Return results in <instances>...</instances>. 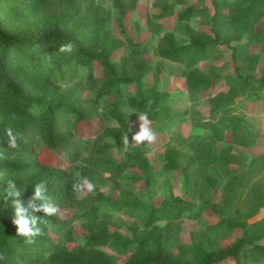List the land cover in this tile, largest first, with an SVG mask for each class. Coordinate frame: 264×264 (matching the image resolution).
<instances>
[{
  "label": "trees",
  "instance_id": "obj_1",
  "mask_svg": "<svg viewBox=\"0 0 264 264\" xmlns=\"http://www.w3.org/2000/svg\"><path fill=\"white\" fill-rule=\"evenodd\" d=\"M53 1L59 3L60 9H50L49 3ZM158 1L159 13L155 16L158 20L174 15L179 23H186L193 18L208 20V36L202 33L196 35L186 27L184 35L189 39L187 44L179 46L174 37L167 34L161 38L156 49L159 58L185 65L183 77L190 93L197 94L211 84V78L201 74L196 65L208 60L219 45L225 44L230 49L234 70L239 76L240 65L252 58L249 55L250 44L256 40L264 43V27L260 31L256 30V25L264 20V0H235L230 3L226 0H210L212 15L206 9L193 5L182 6L176 13L174 4ZM136 2L113 0L119 18L134 11ZM42 7L46 15L43 23L36 17L37 9ZM0 10L5 11L0 18V264H118L102 248L128 254L124 264H223L228 260L243 264L251 257L264 258V247L258 244L264 234V220L252 225L246 222L264 207V195L259 198L256 188H253L252 210L241 212L242 208L246 210L250 202L248 197L245 204L235 209L246 220L224 218L219 205L210 203L211 210L220 215L218 225L230 231H242L240 238H236L231 245L216 250H207L202 242L181 245L176 254L167 247L170 228L178 224L185 213L189 215L194 211L189 202L179 198L159 205L136 204L133 212L128 210L131 216L137 211L142 226H130V238L125 240L110 232V218L107 214H100L97 207H91L83 214L88 235L82 244L72 249L66 247V243L74 241L70 224L78 220L79 216L58 222L55 214L46 216L42 211H37L33 214L39 218L37 226L41 230L40 234L32 238V243L18 235L13 224L15 208L12 201L15 198L7 197L9 180L16 183L21 193V205L28 212H32L28 200L34 195L38 183L45 184L44 195L58 209L63 206L74 207L77 191L72 189L73 186L85 179L92 183L101 173L119 178L126 170L136 169L142 176L131 180L144 181L147 188L151 187L155 182L152 167L144 152L131 144L130 130L141 114H146L150 122L164 120L166 109L163 94L143 84V79L151 72L148 61L138 60L134 72L129 74L124 61L121 65L111 61L118 45L110 42L106 30H102L91 42L87 34L89 29L83 24L88 19H95L93 24H103L99 20L94 0H0ZM227 26L232 27L235 33L231 38L223 39L222 33ZM66 45H71V50L61 51ZM72 62L85 67L90 75L93 64L100 65L104 94H98V97L111 98L106 103L105 112L100 115V121L103 124L104 121L115 123L112 127L102 125L95 136L78 140L69 136L61 120L67 116L80 120L85 117L71 102L60 98L50 82L53 71ZM262 69V76L258 79L260 82L264 80V66ZM251 81L241 79L239 89L244 91ZM131 86L135 87V93L125 99L126 90L122 87ZM238 95L214 97L209 116L213 118L231 106ZM37 102L42 103L43 112L35 117L31 109ZM124 108L130 109L131 114L127 115ZM9 127L16 136L18 147L15 149L8 146L6 129ZM231 132L252 135L246 126L239 123L233 124ZM125 136L128 137L127 144L124 143ZM37 139H40L43 147L61 151L80 180L69 182L70 175L66 171L42 165L33 150ZM116 148L123 151L119 163L109 157ZM231 150V146L217 148L200 144L192 148V155L187 157L174 146H167L163 168L167 171L181 170L180 160L186 157L182 172L185 185H190V178H197L198 173L213 166L238 164L236 158L228 156ZM263 161L264 156H258L251 163ZM194 167L198 170L189 174L188 171ZM207 181L214 183L215 179L208 178ZM227 190V186L222 188L223 197ZM95 200L102 201V195H98ZM35 203L39 207L42 201L37 200ZM126 205L129 209V204ZM200 215L201 210L195 211L191 219L196 220ZM48 223L53 227V234L61 236L62 241H54L49 237ZM160 223L165 225L160 226ZM247 245L250 248H246Z\"/></svg>",
  "mask_w": 264,
  "mask_h": 264
},
{
  "label": "rangeland",
  "instance_id": "obj_2",
  "mask_svg": "<svg viewBox=\"0 0 264 264\" xmlns=\"http://www.w3.org/2000/svg\"><path fill=\"white\" fill-rule=\"evenodd\" d=\"M129 1L125 0L127 3ZM226 1L230 3L235 0ZM165 3L174 4L176 13L182 6L193 5L206 9L209 15L213 14L210 0H165ZM159 4L158 0H137L134 11L120 19L113 0H94L99 20L103 22L102 26L93 24L95 19H88L86 24L81 23L89 29L87 34L92 43L102 30L108 32L110 42L118 45L117 50L112 54L111 61L118 65L124 61L129 74L134 72L138 60L148 61L151 72L145 76L143 84L148 89H154L163 94L166 110L164 120L150 122L148 125L155 134L154 141L137 144L132 139L140 132V119L132 124L130 130L131 144L144 152L152 167L155 177L154 184L147 188L144 181L133 182L131 180L133 177L141 178L142 176L136 169L126 170L119 178H112L108 174L101 173L92 182L94 185L92 191H88L86 187L83 188L77 192L74 207L63 206L55 214L58 222L69 221L74 216H79L78 220H73L70 224L74 241L66 243L68 249L82 244L88 235L87 223L83 214L91 207H97L100 214H107L111 220L110 232L125 240L130 238V226H142L137 211L134 212V216H131L128 210H132L136 204L155 203L159 205L168 203L173 198H179L189 202L194 208L193 212L201 210V215L193 220L191 219L193 212L189 215L185 213L183 219L170 228L167 247L176 254L181 245L188 246L202 242L207 250H216L231 245L236 238L242 235V231L235 229L230 231L218 225L221 221L220 215L211 210L210 203L219 205L223 214L221 216L224 218L233 217L246 220L241 212L246 213L245 211L252 210L253 188L258 191L259 198L264 195V161L254 166L251 163L253 158L264 156V80L258 81L263 73L264 43L262 40H256L250 44L249 55L252 58L240 65L239 76L234 70L230 49L225 44L219 45L208 60L196 65L201 74L211 78V84L197 94L190 93L183 77V72L186 71L185 65L159 58L156 55V49L161 38L167 34L174 37L177 45L187 44L189 39L184 35L186 27L196 35L202 33L208 36V20L193 18L186 23H179L176 15L158 20L155 16L159 13ZM49 7L51 10L60 9L56 1L49 3ZM43 8L37 9L36 16L42 23L46 17ZM4 14L5 11L0 10V18ZM263 24L258 25V30ZM234 33V29L227 26L223 30L222 37L229 39ZM243 78L248 82L250 79L253 81L250 82L248 88L241 91L239 86ZM50 82L53 88L57 89L60 98L71 102L73 107L85 117L83 120L73 116L62 118L65 131L71 138L85 139L95 136L96 131L102 125L115 126L112 121H104L105 124L100 121V115L105 112L106 103L111 98L109 96L98 97V94H104V78L98 63L93 64L90 75L85 67L72 62L53 71ZM122 88L126 90L125 99L135 93V87ZM235 93L239 95L234 98L231 106L213 118L209 116L214 97L230 96ZM42 112V103H35L31 113L38 117ZM124 112L127 115L131 114L128 108H124ZM235 123L246 126L252 135L232 133L231 128ZM200 144L217 148L231 146L232 150L228 156L236 158L239 163L228 164L225 167L213 166L198 173L197 178H190V185H185L182 172L186 157L180 160L181 170L167 171L163 168L167 146H174L188 157L192 155V148ZM33 150L42 165L66 171L70 175L69 182L80 180L73 167L58 149L50 150L43 147L40 139H37ZM109 155L112 161L119 163L122 160L123 151L116 148ZM196 170L198 169L194 167L188 173ZM208 178L215 179V182L209 183ZM225 186L228 190L226 196L223 197L221 190ZM98 195H102V201L95 200ZM247 197L250 198V202L246 210L242 208L241 212L236 213L235 209L245 204ZM126 204H129V209ZM164 225L165 223H160V226ZM47 226L50 232L49 237L54 241H62L61 236L53 234L52 225L48 223ZM246 248L250 247L247 245ZM102 250L113 256L118 264H124L128 257V254H118L109 248H102ZM223 264L235 263L233 260H228Z\"/></svg>",
  "mask_w": 264,
  "mask_h": 264
},
{
  "label": "clouds",
  "instance_id": "obj_3",
  "mask_svg": "<svg viewBox=\"0 0 264 264\" xmlns=\"http://www.w3.org/2000/svg\"><path fill=\"white\" fill-rule=\"evenodd\" d=\"M70 51L71 45H66L61 48V51ZM140 132L138 134H135L132 139L137 143H143V142H152L155 139V134L153 131L148 127L150 121L148 120V117L146 114L140 115ZM6 135L8 137V146L12 149H15L18 147L16 143V136L13 134V131L11 127L6 129ZM124 143H128V137H124ZM74 189L79 192L83 188H87L88 191H92L94 188V185L87 181L86 179L82 183H77L74 186ZM45 192V184L44 183H38L35 187V193L31 197V199L28 200V207L32 209V212H28L26 209H24L21 205V202L19 200V197L21 195L20 191L17 189V185L14 181L9 180L7 182V197H13L12 203L15 208V218L13 219V224L16 226V231L18 235L24 236L27 238L28 243H32V238L36 235L40 234V228L37 226L39 222V218L35 216L33 213L37 211H42L46 216L54 215L58 211V207L55 206L50 199L44 195ZM6 197V198H7ZM40 200L42 203L39 205V207L36 206V201Z\"/></svg>",
  "mask_w": 264,
  "mask_h": 264
},
{
  "label": "crops",
  "instance_id": "obj_4",
  "mask_svg": "<svg viewBox=\"0 0 264 264\" xmlns=\"http://www.w3.org/2000/svg\"><path fill=\"white\" fill-rule=\"evenodd\" d=\"M260 23H264V20L261 21ZM260 23H258V24L256 25V30H257V31H260V30L264 27V24H263V26L260 28V30H258L257 27H258V25H259ZM257 157H258V156H257ZM255 164H258V163H254L253 166H254ZM263 190H264V189H263ZM263 220H264V207L260 208V209L257 211V213H256L253 217H251V218L248 220V223H249V225H252V224L258 223V222L263 221ZM238 238H240V237H238ZM258 244H259L260 246H263V247H264V234H263L262 238L260 239V241L258 242ZM243 264H264V258L262 259V258H260V257H251V258L248 259V261L243 262Z\"/></svg>",
  "mask_w": 264,
  "mask_h": 264
}]
</instances>
